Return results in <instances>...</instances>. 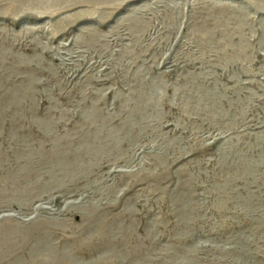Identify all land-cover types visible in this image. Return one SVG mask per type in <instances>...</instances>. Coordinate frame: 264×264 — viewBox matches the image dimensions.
<instances>
[{
    "label": "rangeland",
    "instance_id": "obj_1",
    "mask_svg": "<svg viewBox=\"0 0 264 264\" xmlns=\"http://www.w3.org/2000/svg\"><path fill=\"white\" fill-rule=\"evenodd\" d=\"M0 264H264V0H0Z\"/></svg>",
    "mask_w": 264,
    "mask_h": 264
}]
</instances>
